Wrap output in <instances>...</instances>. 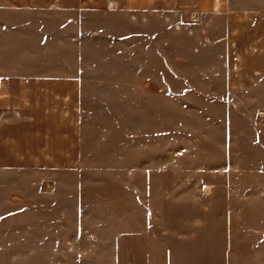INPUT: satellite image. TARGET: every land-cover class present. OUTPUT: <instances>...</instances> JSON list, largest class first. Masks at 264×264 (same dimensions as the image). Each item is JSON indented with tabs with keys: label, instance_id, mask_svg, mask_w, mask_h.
Here are the masks:
<instances>
[{
	"label": "rangeland",
	"instance_id": "374dc122",
	"mask_svg": "<svg viewBox=\"0 0 264 264\" xmlns=\"http://www.w3.org/2000/svg\"><path fill=\"white\" fill-rule=\"evenodd\" d=\"M0 264H264V0H0Z\"/></svg>",
	"mask_w": 264,
	"mask_h": 264
}]
</instances>
